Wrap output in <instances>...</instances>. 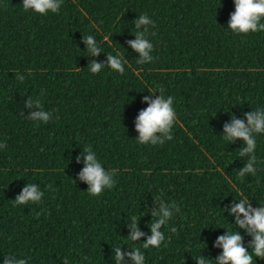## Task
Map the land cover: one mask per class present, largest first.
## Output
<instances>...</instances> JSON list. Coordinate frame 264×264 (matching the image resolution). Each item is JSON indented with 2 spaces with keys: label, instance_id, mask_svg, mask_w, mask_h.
Segmentation results:
<instances>
[{
  "label": "trees",
  "instance_id": "1",
  "mask_svg": "<svg viewBox=\"0 0 264 264\" xmlns=\"http://www.w3.org/2000/svg\"><path fill=\"white\" fill-rule=\"evenodd\" d=\"M233 11L234 0H63L58 13L40 15L22 0H0V264L5 256L115 264L119 246L140 248L144 264H196L201 254L215 264L222 249L213 245L225 231H239L248 246L251 237L224 208L245 198L264 206V133L255 137L256 174L241 180L243 141H225L223 125L264 109V31L234 33ZM145 14L154 22L146 36L153 60L138 63L127 41ZM88 35L103 50L94 57ZM117 53L122 74L107 65L90 71L92 60ZM150 94L174 98L173 138L162 145L136 138ZM29 97L52 113L49 122L29 118L37 110L24 106ZM89 147L106 171L116 169L114 187L99 196L78 178ZM33 183L41 201L16 204ZM159 199L180 211L162 226L160 248L144 249ZM132 216L140 241L128 238Z\"/></svg>",
  "mask_w": 264,
  "mask_h": 264
},
{
  "label": "clouds",
  "instance_id": "2",
  "mask_svg": "<svg viewBox=\"0 0 264 264\" xmlns=\"http://www.w3.org/2000/svg\"><path fill=\"white\" fill-rule=\"evenodd\" d=\"M63 0H22L25 11L31 9L40 15H46L49 11L58 13ZM264 0H234V11L230 14L228 28L234 33L257 32L264 31ZM154 26V22L145 14L140 15L134 20V26L137 29L134 40H128L127 44L139 54L138 63L151 62L153 57V44L146 38L149 32V26ZM142 29V30H141ZM86 45L87 51L92 57L103 51L96 41L95 37L88 35L82 38ZM124 57L117 53L107 54L106 62H97L92 60L89 65L90 71L93 74L99 73L102 68L107 65L112 70L124 72ZM31 75V71H29ZM17 79L23 82L25 77L17 74ZM43 94V93H42ZM173 97L164 95H147L142 97V101H146L148 106L139 111L135 120V129L138 132L136 137L141 144H163L165 140H171V129L177 121V115L173 108ZM24 106L28 108H36L37 110L29 113V118L34 121L49 122L52 117L51 112L43 110L40 99L29 97L24 101ZM245 119H240L234 115L230 122L223 125V139L230 143L237 139L243 141V147L240 150V157H248L246 163L240 168L238 173L241 180L245 174H256L257 158L255 149L257 146L256 134L264 133V109L257 108L255 111L244 113ZM5 147L0 143V148ZM86 153V154H85ZM84 159V167L79 172V180L85 181L88 185L87 191L92 196H99L106 188L112 189L116 183L113 176L116 169L106 171L99 162L96 153L89 147L82 153ZM77 162L80 156L76 157ZM48 187H51L49 185ZM44 193L35 183L25 184L21 192L16 195L15 203L19 205L31 203H39ZM154 209H150L151 217L155 218L150 225L151 234L143 242L142 247L148 249L150 246L160 248L165 240V235L161 231L162 226L168 224L173 216V209L179 212L180 209L175 203L166 204L162 199H159ZM224 211L234 217V224L243 229L247 235L251 237L248 246L245 247L243 236L239 231L227 232L219 235L214 243V247H219L222 252L215 257V264H253V257L264 259V206L252 207L248 199H240L239 202H233L230 206H226ZM39 215V214H38ZM139 217L132 216L129 228L128 238L130 241H140V238L145 234L140 231L137 226ZM175 232V227L170 229ZM251 249V252L249 251ZM115 256V264H144L145 257L140 248L122 251L121 246L112 249ZM196 264H209V258H205L202 254L194 259ZM3 264H27L23 258L16 256H5ZM67 264V260L64 261Z\"/></svg>",
  "mask_w": 264,
  "mask_h": 264
}]
</instances>
